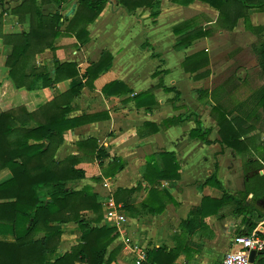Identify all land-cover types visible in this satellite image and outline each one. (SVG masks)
Masks as SVG:
<instances>
[{
    "label": "crops",
    "instance_id": "1",
    "mask_svg": "<svg viewBox=\"0 0 264 264\" xmlns=\"http://www.w3.org/2000/svg\"><path fill=\"white\" fill-rule=\"evenodd\" d=\"M20 3H0V113L16 100L33 110L59 97L64 106L69 104V118L105 114L64 132L55 152L58 161L70 155L80 157L77 167L84 171V177L66 182V187L76 191L88 187L95 194L102 212L98 221L93 220V211L82 213L89 227L113 229L102 264H135L132 247L146 252V264H218L232 248L234 236L257 235L258 230H264V216L258 214L264 210V201L248 197L245 203L252 207L248 218L256 227L249 234H241L247 233L244 216L234 212L236 203L224 195L238 198L245 190L244 158L220 143L211 115L214 103L199 93L224 90L209 84L217 73L216 56L256 40L255 34L245 30L242 18L233 30H225L217 26V10L199 0L187 5L156 0L152 7L135 11L127 10L119 0H107L97 18L87 24V42L81 44L73 32H66L78 0H65L59 7L42 4L43 15L61 16L62 34L55 38L54 49L37 53L34 61L50 72L55 62L74 63L78 76L60 77L47 87L38 83L26 91L6 81L5 60L12 52L8 37L28 29V22L19 23L11 13ZM249 18L254 26L264 27V11L250 10ZM191 19L214 32L179 47L173 28ZM201 51L207 53L208 65L195 72L185 70V59ZM104 52L112 57L110 65L93 82L85 83L86 69ZM78 83L83 86L72 96L70 90ZM113 83L118 85L103 91ZM189 114L196 116L202 128L211 129L208 140L212 143L190 138V131L196 127L194 120L165 129L161 126L166 119ZM89 138L96 139L106 158H95L85 147L78 149L76 143ZM10 176L9 170L0 171V183ZM108 179L112 181L110 189L103 186ZM108 197L125 217L118 227L106 217ZM60 228V243L51 261L83 243L77 223H64ZM5 234L12 239L9 230L0 229V235ZM255 260L264 264V254L256 253Z\"/></svg>",
    "mask_w": 264,
    "mask_h": 264
},
{
    "label": "trees",
    "instance_id": "2",
    "mask_svg": "<svg viewBox=\"0 0 264 264\" xmlns=\"http://www.w3.org/2000/svg\"><path fill=\"white\" fill-rule=\"evenodd\" d=\"M64 1L21 0V3L11 10L19 23L24 25L28 22V29L8 37L12 52L5 60V66L8 68L6 81L14 88L30 91L38 83L47 87L50 83L57 82L60 77L78 76L74 63L55 62L53 71L50 72L46 67L37 66L34 61L37 53L54 49L55 38L62 34L59 30L61 16L43 15L41 5L54 3L59 7ZM173 1L187 5L194 0ZM199 1L217 10L216 23L221 29L233 30L237 21L242 18L245 30L258 38L264 35V27L254 26L249 18L250 10L264 11V0ZM2 2L4 0H0V3ZM78 2L79 6L66 32H73L78 41L84 44L87 42V24L97 18L107 0ZM155 2L156 0H119V4L129 11L150 8ZM173 32L178 36L177 46L181 47L196 39L210 37L214 31L199 27L195 19H191L175 26ZM251 47L258 55V66L264 74V45L258 52L255 43ZM111 59V55L104 52L95 64L86 69L83 74L85 83L93 82L110 65ZM207 65L208 55L201 51L187 57L183 68L195 72ZM116 85L118 84H110L103 91ZM82 86L83 84L78 83L70 90V94L77 95ZM1 87L0 82V89ZM199 93L214 103L211 115L218 127L220 143L244 158L245 190L238 193V198L228 194L224 196L226 200L236 203L234 212L244 216L247 233L241 234H249L256 224L248 218L252 207L247 205L245 200L251 197L260 203L264 201V85L231 107L223 100V97L229 96L226 89ZM176 96L179 97V93H176ZM58 98L33 110L16 100L0 113V171L7 169L11 174L9 179L0 183V229H5L6 232L9 230L12 234L11 240L7 239L6 234L0 235V264H75L77 261L102 264L105 248L112 239V228H90L89 222L82 217L83 212L93 211L96 214L93 220L98 221L97 215L101 214L102 208L95 194L88 187L79 191L66 187V182L84 177V171L77 167L80 162L79 155H70L62 161L55 159V152L64 140V132L88 121L100 119L105 114L69 118V104L64 106L63 98ZM185 120H194L196 124L189 133L190 138L199 139L205 144L212 143L208 140L211 129L202 128L201 122L196 116L194 118L193 114L185 118L177 116L166 119L161 126L165 129ZM32 123L34 126L30 127ZM258 125L262 127V131L253 134ZM157 130L158 128L154 127L153 132ZM76 145L78 149H90L97 159L107 157L105 150L98 147L94 138L79 141ZM212 178H216L215 173ZM69 222L77 223L82 230L83 243L51 261L50 257L60 243V225ZM257 235L264 238V230H258ZM141 264L146 263L143 261Z\"/></svg>",
    "mask_w": 264,
    "mask_h": 264
},
{
    "label": "rangeland",
    "instance_id": "3",
    "mask_svg": "<svg viewBox=\"0 0 264 264\" xmlns=\"http://www.w3.org/2000/svg\"><path fill=\"white\" fill-rule=\"evenodd\" d=\"M259 36V35H258ZM257 52L264 45V35L257 37L253 42ZM253 43L245 44L232 53L221 54L217 57L215 76L209 84L220 85L229 96L223 97L224 103L231 107L234 103L244 100L251 96L257 89L264 85V74L258 66V55L251 47ZM220 54V53H218ZM208 84V85H209ZM262 131L261 126H257L256 132ZM264 205V204H262ZM8 237V236H7Z\"/></svg>",
    "mask_w": 264,
    "mask_h": 264
},
{
    "label": "built area",
    "instance_id": "4",
    "mask_svg": "<svg viewBox=\"0 0 264 264\" xmlns=\"http://www.w3.org/2000/svg\"><path fill=\"white\" fill-rule=\"evenodd\" d=\"M105 188L110 189L112 181L110 179L103 182ZM109 208L106 217L113 227H118L125 221V217L113 206L108 197ZM135 254V264H141L146 258V252L143 249L132 247ZM251 251L262 254L264 252V239L258 237L255 233L251 235H236L232 239V248L224 255L218 264H255L249 259Z\"/></svg>",
    "mask_w": 264,
    "mask_h": 264
},
{
    "label": "water",
    "instance_id": "5",
    "mask_svg": "<svg viewBox=\"0 0 264 264\" xmlns=\"http://www.w3.org/2000/svg\"><path fill=\"white\" fill-rule=\"evenodd\" d=\"M258 213L262 216H264V210H258ZM263 219H259V221H262ZM255 256H256V252L255 251H251L250 255H249V259L251 262H254L255 264L257 263V260H255Z\"/></svg>",
    "mask_w": 264,
    "mask_h": 264
}]
</instances>
